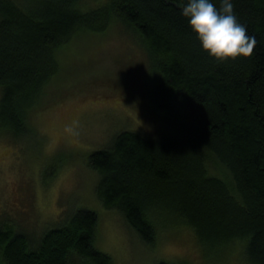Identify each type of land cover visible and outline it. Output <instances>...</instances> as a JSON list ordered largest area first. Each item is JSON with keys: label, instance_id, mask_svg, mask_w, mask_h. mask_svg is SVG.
<instances>
[{"label": "trees", "instance_id": "1", "mask_svg": "<svg viewBox=\"0 0 264 264\" xmlns=\"http://www.w3.org/2000/svg\"><path fill=\"white\" fill-rule=\"evenodd\" d=\"M23 2L0 0V123L7 131L23 134L45 90L62 78L58 51L121 27L142 39L147 70L157 77L151 89L132 88L133 100L171 134L155 141L124 131L94 151L87 164L100 175L96 196L144 244L154 242L160 213L166 222L162 213H172L216 258L240 241L248 264H264V0H232L257 43L249 58L222 63L202 50L182 16L186 0ZM88 2L100 4L86 9ZM96 223L94 212L79 211L35 245L0 228V260L111 264L93 249Z\"/></svg>", "mask_w": 264, "mask_h": 264}, {"label": "rangeland", "instance_id": "2", "mask_svg": "<svg viewBox=\"0 0 264 264\" xmlns=\"http://www.w3.org/2000/svg\"><path fill=\"white\" fill-rule=\"evenodd\" d=\"M98 4L88 2L85 8ZM118 28L57 52L63 79L45 90L38 103L42 109L24 121L23 134L0 123V228L23 233L35 245L88 210L97 219L93 249L111 264H248L244 242L232 243L230 255L216 258L172 213H162L167 222L160 213L152 222L154 242L144 244L120 211L104 207L96 196L100 175L87 164L94 151L109 148L124 131L155 141L171 134L133 100L132 88L151 89L157 77L147 70L142 39Z\"/></svg>", "mask_w": 264, "mask_h": 264}, {"label": "clouds", "instance_id": "3", "mask_svg": "<svg viewBox=\"0 0 264 264\" xmlns=\"http://www.w3.org/2000/svg\"><path fill=\"white\" fill-rule=\"evenodd\" d=\"M181 14L188 19L202 50L216 61L249 58L253 54L257 41L238 22L232 0H220L219 8L212 0H186ZM66 131L71 133L73 129Z\"/></svg>", "mask_w": 264, "mask_h": 264}]
</instances>
